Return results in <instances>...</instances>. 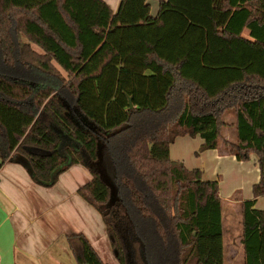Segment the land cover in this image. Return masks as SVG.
<instances>
[{"label":"trees","instance_id":"obj_1","mask_svg":"<svg viewBox=\"0 0 264 264\" xmlns=\"http://www.w3.org/2000/svg\"><path fill=\"white\" fill-rule=\"evenodd\" d=\"M160 7L264 51V0ZM164 25L148 0H120L117 12L105 0H0V158L46 187L86 165L93 179L78 192L101 213L120 264H225L220 182L172 160L170 146L199 135L200 152L240 161L254 153L260 180L241 203L242 243L246 264H264V209L255 207L264 196V69L250 57L240 69H200L193 46L172 57L160 48ZM228 125L235 141L223 135ZM67 239L77 264H107L84 234Z\"/></svg>","mask_w":264,"mask_h":264},{"label":"crops","instance_id":"obj_2","mask_svg":"<svg viewBox=\"0 0 264 264\" xmlns=\"http://www.w3.org/2000/svg\"><path fill=\"white\" fill-rule=\"evenodd\" d=\"M105 1L117 12L120 0ZM161 1L148 0L151 14L159 15L165 21L160 30L162 37L159 44H165L167 50H163L172 55L168 48L176 49V46L182 44L189 36L193 40H196V34L203 36V27L206 26L198 21L197 15L171 7L161 9ZM171 28V34L178 35L167 33ZM181 32L184 33L180 34ZM33 46L38 52H42L40 47ZM198 47L200 69H235L236 63L231 67L228 63L225 67H218V59L216 64L207 63L202 57H207L208 51H205L204 46ZM220 55L221 53L216 57ZM232 128L236 129L235 125ZM223 135L226 139L235 141L232 140L235 139L232 133ZM203 142L204 139L199 135L180 136L170 146V157L172 160L183 162L189 169H201L205 180H219L221 170L227 178L225 164L235 165L250 175L246 177L244 184L229 179L219 180L220 196L224 201L223 215L226 206L228 213L229 209L237 210V213L241 214L242 223L241 234L239 220L236 230L234 227L229 229L225 264H246L242 243L244 232L241 203L253 198V185L260 180L257 156L253 154L249 160L240 161L234 154L209 149L201 152L200 160H195L193 153L200 149ZM92 179L89 168L79 163L64 171L54 185L46 187L37 184L22 163L14 160L2 162L0 158V264H77L67 239V236L72 234H84L105 263L120 264L112 249L101 213L78 192ZM244 186L245 194L240 196L239 189ZM255 207L264 209V196L258 198Z\"/></svg>","mask_w":264,"mask_h":264},{"label":"rangeland","instance_id":"obj_3","mask_svg":"<svg viewBox=\"0 0 264 264\" xmlns=\"http://www.w3.org/2000/svg\"><path fill=\"white\" fill-rule=\"evenodd\" d=\"M203 36H200L199 34H196L197 37L196 40H193V38L191 36H189L188 38H186L182 44H179L178 47L176 46V49L174 47L172 48H168V50L170 52H172V57H177V56H181L185 50H187L190 46H193L194 49H197V51H199L198 46H204V49L207 53H209L207 55V57L203 56L202 59L205 58V61L207 60V63H212V64H216V60H219L220 64H217L218 67H220L221 65H223V67H225V64L228 63V65H230V67L232 66L233 63H236V69H240V67H242L243 65H247L249 63H254L257 65L258 69H264V51H258V50H253L251 48H247L244 46H240L234 42L225 40L213 33L210 32L209 29H206L205 27H203ZM173 29L171 28L167 33H173L172 32ZM201 31V30H200ZM184 32H181L180 34H182ZM169 34V35H170ZM173 35H178L177 33L171 34ZM167 37H169L167 35ZM171 37V36H170ZM201 37V38H200ZM204 37V38H203ZM205 44V45H203ZM161 49H166V45L165 44H161L160 45ZM167 50V49H166ZM165 50V51H166ZM221 53V57L218 56V58L216 57V55H219ZM251 58L247 61V64H245V59L247 58ZM253 58V59H252ZM256 59V60H255ZM189 64V63H188ZM188 64L185 66V70L184 72L188 75H192L194 74L191 73L187 67ZM227 65V66H228ZM195 71H197V74H199L200 70L198 68H195ZM264 71V70H263ZM205 76L210 77V75L205 74ZM221 80H224L223 78L220 77ZM219 79V80H220ZM218 81V80H216ZM215 84V83H214ZM218 85L221 83H217ZM216 84V85H217ZM210 90H214V86L213 83L211 85H209ZM221 86V85H220ZM224 119L227 123H232L236 121V112L235 110H230L228 111L225 116ZM232 125H228L225 126L223 129V134H228V133H232L233 138L232 140H236L237 138V130L235 128H232ZM254 153H252L251 155H253ZM200 155L201 152L198 149L196 152L193 153L194 159L195 160H200ZM246 161V160H245ZM186 166V165H185ZM226 172H227V178L225 176V173H223L224 171L221 170L219 173V180L223 181L226 179L229 180H234L237 183H242L244 184V181L246 180V177L250 176L246 171L239 169L237 166L235 165H231V164H225L224 166ZM245 186L241 187V189H239V195L240 196H244L245 194ZM230 213H228V207L226 206L224 209V215H223V224H224V246H225V255L228 254V234H229V229L230 227H234V229L236 230L238 228V224L237 221L239 220V223H241V214L237 213L236 211H231L229 209ZM239 231L240 234L242 233V223L239 226ZM118 263V262H117ZM119 264V263H118Z\"/></svg>","mask_w":264,"mask_h":264},{"label":"water","instance_id":"obj_4","mask_svg":"<svg viewBox=\"0 0 264 264\" xmlns=\"http://www.w3.org/2000/svg\"><path fill=\"white\" fill-rule=\"evenodd\" d=\"M130 106L132 107L133 106V103H132V99L130 98ZM108 184L110 185V187H111V195H112V197H111V202H113V197H114V195H115V185H112L109 181H108Z\"/></svg>","mask_w":264,"mask_h":264}]
</instances>
